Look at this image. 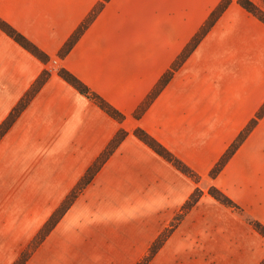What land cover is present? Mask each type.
<instances>
[{"label": "crops", "instance_id": "obj_1", "mask_svg": "<svg viewBox=\"0 0 264 264\" xmlns=\"http://www.w3.org/2000/svg\"><path fill=\"white\" fill-rule=\"evenodd\" d=\"M220 1L0 0V264L19 260L119 131L124 137L22 264H133L195 188L198 201L147 264L263 263L264 236L251 221L264 225V24L231 3L173 69Z\"/></svg>", "mask_w": 264, "mask_h": 264}, {"label": "trees", "instance_id": "obj_2", "mask_svg": "<svg viewBox=\"0 0 264 264\" xmlns=\"http://www.w3.org/2000/svg\"><path fill=\"white\" fill-rule=\"evenodd\" d=\"M239 4L245 8L249 13L255 15L260 21L264 23V17L258 14L256 9L251 5V3L247 0H239ZM226 5L220 2L210 13L208 19L203 24V26L199 29V31L196 33V35L193 37V39L189 42L187 47L182 52L181 56L179 57L178 61L173 65V69L180 64V62L185 58V56L194 48V46L198 43V41L205 35V33L210 29V27L213 25L215 20L219 17V15L224 11ZM83 27L77 29V31L72 35V37L67 41L64 47V51H67L70 49L74 41L79 36L81 30ZM15 38L19 40L21 43L27 45L31 49H35V47L29 43L26 39H24L22 36L15 34ZM47 72V70H45ZM59 74H61L67 81H69L72 85H74L78 90L81 92L86 93L87 89L82 85L81 82H79L73 75L68 73L66 70L59 69ZM171 75V71H169L167 74H165L160 81L158 82L155 90L149 94L147 99L145 100V103L148 102L156 93L157 90H159L168 80V78ZM92 98L102 107L104 108L109 114L117 117L122 118V115L115 110L113 107L108 105L103 99H101L96 94L90 93ZM141 106L139 108L142 109ZM264 110V105L261 107V110L257 113V115H260L262 111ZM255 119H253L243 130V132L240 133V135L237 137V139L228 147L223 157L219 160L217 163L215 170L219 169L222 164L225 162L227 157L235 150V148L240 144V142L243 140L244 136L247 134V132L252 128L253 124L255 123ZM135 135L139 137L142 141H144L147 145H149L155 152L166 158L167 160L171 161L178 169L183 171L184 173L194 177L195 174L186 166L184 165L180 160H178L176 157H174L167 149H165L158 141H156L154 138H152L150 135H148L145 131L142 129H135L134 131ZM125 132L119 131L117 135L113 138V140L109 143L107 148L101 153V155L93 162V164L87 169L85 174L82 176V178L79 180V182L76 184L74 189L69 193V195L66 197V199L61 203V205L51 214V216L47 219V221L43 224V226L40 228V230L35 235V238L31 242V244L27 247L25 251L21 253V256L19 260L15 264H22L30 255L32 250L36 248V246L44 239V237L50 232V230L54 227V225L57 223V221L61 218L62 214L66 211V209L70 206L74 198L77 196V194L90 182L95 172L100 167L101 163L107 158V156L110 154L114 146L124 137ZM209 193L217 199L219 202L233 207L237 208V206L228 198L226 197L222 192H220L216 188H209ZM197 192V194H196ZM200 192L198 189H195L187 201L182 205V213L188 210L196 201L197 197L199 196ZM178 219V215L176 217ZM252 226L260 232L264 236V225L260 224L257 221H251ZM166 235L161 234L159 235L152 243L149 249V255H151L155 250L158 249V247L163 243L165 240ZM148 260V257L147 259ZM145 262V261H144ZM147 262V261H146ZM264 264V261L263 263Z\"/></svg>", "mask_w": 264, "mask_h": 264}, {"label": "rangeland", "instance_id": "obj_3", "mask_svg": "<svg viewBox=\"0 0 264 264\" xmlns=\"http://www.w3.org/2000/svg\"><path fill=\"white\" fill-rule=\"evenodd\" d=\"M247 1H249L250 3H251V5L256 9V11L258 12V14L259 15H261L262 17H264V0H247ZM220 2H222L223 4H225L226 5V7L228 6V5H230L231 3H237V4H239V0H221ZM219 2V3H220ZM240 5V4H239ZM241 6V5H240ZM225 7V8H226ZM242 7V6H241ZM243 8V7H242ZM245 9V8H244ZM225 10V9H224ZM246 10V9H245ZM247 11V10H246ZM248 12V11H247ZM251 14V13H250ZM253 15V14H252ZM253 16H255V15H253ZM256 17V16H255ZM257 18V17H256ZM258 19V18H257ZM260 21V20H259ZM262 22V21H261ZM263 23V22H262ZM264 24V23H263ZM195 189H198L199 190V192H200V194H199V196L202 194V191L199 189V188H195ZM194 189V190H195ZM193 190V191H194ZM208 193H209V191H207ZM196 194H197V192H196ZM210 194V193H209ZM211 195V194H210ZM199 196L197 197V201H198V199H199ZM196 201V202H197ZM190 209V208H189ZM188 209V210H189ZM188 210H186L185 212H183L182 213V206L180 207V209L178 210V211H176L175 212V214L173 215V217H172V219H171V222L169 223V225L166 227V228H164L163 229V231L159 234V235H161L162 233L163 234H165L166 235V237H165V239L167 238V236H168V234L171 232V230L176 226V224L184 217V215L187 213V211ZM177 215H178V219H176V217H177ZM158 235V236H159ZM164 242V241H163ZM150 246H151V244L149 245V247H148V249H147V251H146V253L141 257V258H139V259H137V261H135L133 264H147V263H149V261H150V259L153 257V255L155 254V252L157 251V250H155L151 255H149V249H150ZM161 246V245H160ZM159 246V247H160ZM158 247V248H159ZM147 257H148V260H146L147 259ZM145 261V262H144ZM147 261V262H146ZM262 264V263H261Z\"/></svg>", "mask_w": 264, "mask_h": 264}, {"label": "built area", "instance_id": "obj_4", "mask_svg": "<svg viewBox=\"0 0 264 264\" xmlns=\"http://www.w3.org/2000/svg\"><path fill=\"white\" fill-rule=\"evenodd\" d=\"M56 60L55 59H53L52 61H51V63L48 65V68L46 69L47 71H50V70H52L53 68H55L56 67Z\"/></svg>", "mask_w": 264, "mask_h": 264}]
</instances>
